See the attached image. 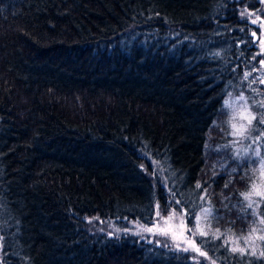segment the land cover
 <instances>
[{
    "label": "trees",
    "instance_id": "obj_1",
    "mask_svg": "<svg viewBox=\"0 0 264 264\" xmlns=\"http://www.w3.org/2000/svg\"><path fill=\"white\" fill-rule=\"evenodd\" d=\"M262 10L261 0H0V264H195L88 230L91 218L151 227L168 213L146 156L217 264H264V203L243 196L263 130L254 114L232 135L227 105H260L251 89L264 51L243 14Z\"/></svg>",
    "mask_w": 264,
    "mask_h": 264
},
{
    "label": "rangeland",
    "instance_id": "obj_2",
    "mask_svg": "<svg viewBox=\"0 0 264 264\" xmlns=\"http://www.w3.org/2000/svg\"><path fill=\"white\" fill-rule=\"evenodd\" d=\"M261 3L263 5L262 12L251 13L246 11L243 15L251 25L258 28V33L253 32V34L255 35V41H258L259 51L263 52L264 0H261ZM253 21H255V23ZM258 77L260 78V80L258 79V81H253L252 86H254V88L251 90L255 93L258 92L260 94L261 103L264 102V83L261 82L262 80H264V71L260 72ZM241 101L242 100L240 99V97H235L232 102L227 103V105L232 108V118L235 122H232V125H236L237 128H239L240 125H245L246 123H248L249 113H251L252 115L257 114L258 120H260L261 116L264 115V107H261L259 105V101L254 109H250L247 104H244V106L240 105ZM235 102H237L238 105H236ZM228 115L230 116L231 112ZM260 126L264 132V124H260ZM261 149V147H259V149H257L256 147H254V149L253 147L250 148V155L259 158L257 161L259 170L256 171V182H253V184L255 183L258 186L264 185V169H262L261 167L262 163H264V150H262L263 153H261ZM257 152H259V155H257ZM146 160L150 164L152 171L151 175L157 181H159L161 185H163L164 190L167 194V203L169 205L168 213L164 215L161 211L157 210L155 215L156 221L151 227L144 226L136 221H123L122 223H119L118 221L112 219H102L98 217L91 218L87 220V224L90 226H88V230L93 234H104L111 237L133 236L140 241H150L156 243L159 246H168L172 251L182 254V256L186 257L188 261L192 263L217 264L215 262V259L202 248L200 243H198V234L195 231L191 232V230L187 227L185 216L181 212L178 202L171 197V193L167 185H165L164 172L159 163L149 156H146ZM252 185L249 191H251ZM251 199L253 201H257L260 198L253 195ZM146 229H151V231H147ZM262 232L260 233V236H263ZM248 242L251 252H256L259 244V238L252 237ZM196 249H199L200 251L198 252L196 251ZM201 252L204 254L201 255Z\"/></svg>",
    "mask_w": 264,
    "mask_h": 264
},
{
    "label": "snow or ice",
    "instance_id": "obj_3",
    "mask_svg": "<svg viewBox=\"0 0 264 264\" xmlns=\"http://www.w3.org/2000/svg\"><path fill=\"white\" fill-rule=\"evenodd\" d=\"M255 23V21H253ZM262 83H264V80L261 81ZM241 100L244 99L243 96L240 97ZM261 107H264V102L260 103ZM256 117L254 115H252L251 113L248 114V126H250L252 124V121L255 120ZM259 124H264V115L261 116L260 120H259ZM248 126L246 125H240L239 128L236 127V125H233V132L231 133L234 136H244L245 132H247L249 130ZM258 136H264V132L258 133ZM257 155H259V152H257ZM262 169H264V163H262L261 165ZM227 186V185H226ZM199 187V185H198ZM264 185H260L258 186L257 184H253L251 191H249L248 193L243 194L244 196V200L248 201L247 207L248 208H253V204L256 203L255 201H253L251 198L252 196H257L260 198V202L264 203ZM257 209L259 208V203L256 204ZM204 214L205 215H210V209H204ZM252 215H259V213L257 211H253ZM260 223L264 224V217L260 218ZM147 231H151V229H146ZM253 231H255V229H253ZM201 235H206V233H201ZM261 240H264V236L259 237ZM186 250V249H185ZM196 251H200L199 249H196ZM233 251H237V249H233ZM239 251L241 252V254L244 253L243 249H239ZM201 255H203L204 253H200ZM253 255H255V252L253 251L252 253ZM261 255H264V252L261 253Z\"/></svg>",
    "mask_w": 264,
    "mask_h": 264
}]
</instances>
